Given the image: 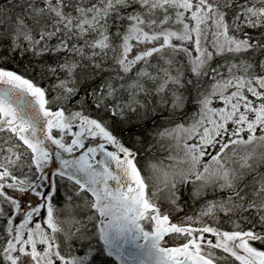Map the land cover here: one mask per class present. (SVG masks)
<instances>
[{"label":"snow or ice","instance_id":"snow-or-ice-1","mask_svg":"<svg viewBox=\"0 0 264 264\" xmlns=\"http://www.w3.org/2000/svg\"><path fill=\"white\" fill-rule=\"evenodd\" d=\"M149 124L167 166L141 162ZM126 243L264 264V0H0V264Z\"/></svg>","mask_w":264,"mask_h":264},{"label":"trees","instance_id":"trees-1","mask_svg":"<svg viewBox=\"0 0 264 264\" xmlns=\"http://www.w3.org/2000/svg\"><path fill=\"white\" fill-rule=\"evenodd\" d=\"M28 66V59H24L23 61L20 62L19 65L16 64H12L10 65V67H12L14 70H17L18 72L24 73V69L25 67ZM26 75H30L26 74ZM206 86V85H205ZM192 107V111H195L194 106H190ZM163 121H160L159 124H163ZM159 125H152L149 124L147 131L144 133V139H145V144L142 146L144 147L145 151L141 153L142 155V164L148 161L151 162H160L163 161L164 163V158H168V156L171 155H175V153L170 152V150L168 149V147L166 145H162L161 143L157 142V140L154 138V132L156 127H158ZM139 131V130H138ZM127 133L125 134V137H127ZM184 197L187 201L188 207L186 208V211H192L193 214L197 213V209L195 208L200 202L199 201H195L193 202L192 200L188 199V192L185 191L184 192ZM211 196L205 197V199H210ZM220 227L222 229H229L231 226L228 225L227 223L221 224ZM94 246L99 247L100 245H98L96 242L94 244ZM79 251V253H84V248L81 245L80 249H77ZM96 264H119L118 261L114 258V257H108L105 254H100L96 260ZM238 264V262H237Z\"/></svg>","mask_w":264,"mask_h":264},{"label":"water","instance_id":"water-1","mask_svg":"<svg viewBox=\"0 0 264 264\" xmlns=\"http://www.w3.org/2000/svg\"><path fill=\"white\" fill-rule=\"evenodd\" d=\"M136 243L143 244L144 241L143 240H140V241H137ZM124 247L126 249V258H127L128 264H133V261L134 260L135 261H138L139 259H145V257H143V256H141L139 254L141 252V250L140 249H137L133 243H126L124 245ZM127 252H132V253H134L136 255L135 256H128L127 255Z\"/></svg>","mask_w":264,"mask_h":264},{"label":"flooded vegetation","instance_id":"flooded-vegetation-1","mask_svg":"<svg viewBox=\"0 0 264 264\" xmlns=\"http://www.w3.org/2000/svg\"><path fill=\"white\" fill-rule=\"evenodd\" d=\"M60 192H61V196L57 198V205H58V207H63V205H64V201H63L64 188L63 187L60 189ZM78 218H80V217H78ZM61 219L66 221L64 224L65 228H70L72 226L70 222H67V217H61Z\"/></svg>","mask_w":264,"mask_h":264},{"label":"rangeland","instance_id":"rangeland-1","mask_svg":"<svg viewBox=\"0 0 264 264\" xmlns=\"http://www.w3.org/2000/svg\"><path fill=\"white\" fill-rule=\"evenodd\" d=\"M164 163H166L165 166H167V163H169V161H168L167 158H165V162H164ZM193 202H194V201H193ZM200 207H201V204H200V203L195 207V208L197 209V212H198V210L200 209ZM188 214H189V215H194V214L192 213V211H189ZM195 226H199V225H195ZM73 255H83V253L81 254V253H79V252H76V253L73 254ZM119 264H121V261H119Z\"/></svg>","mask_w":264,"mask_h":264}]
</instances>
